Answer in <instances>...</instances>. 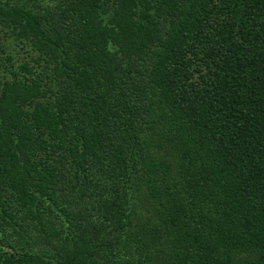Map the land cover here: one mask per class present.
I'll list each match as a JSON object with an SVG mask.
<instances>
[{
	"label": "trees",
	"instance_id": "trees-1",
	"mask_svg": "<svg viewBox=\"0 0 264 264\" xmlns=\"http://www.w3.org/2000/svg\"><path fill=\"white\" fill-rule=\"evenodd\" d=\"M0 264H264V0H0Z\"/></svg>",
	"mask_w": 264,
	"mask_h": 264
},
{
	"label": "rangeland",
	"instance_id": "rangeland-1",
	"mask_svg": "<svg viewBox=\"0 0 264 264\" xmlns=\"http://www.w3.org/2000/svg\"><path fill=\"white\" fill-rule=\"evenodd\" d=\"M9 47H12V49H15V50H17L18 51V53H17V58L18 59H21V43H16V42H10L9 43ZM26 47V46H25ZM26 49H28L27 47H26ZM24 52V51H23ZM24 54V53H23Z\"/></svg>",
	"mask_w": 264,
	"mask_h": 264
}]
</instances>
